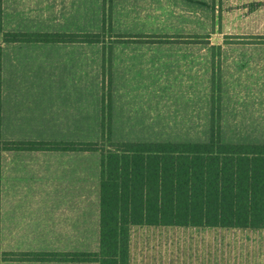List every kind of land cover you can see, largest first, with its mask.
Returning <instances> with one entry per match:
<instances>
[{"label": "rangeland", "instance_id": "obj_1", "mask_svg": "<svg viewBox=\"0 0 264 264\" xmlns=\"http://www.w3.org/2000/svg\"><path fill=\"white\" fill-rule=\"evenodd\" d=\"M111 2L104 88L114 140L206 142L213 129L225 142H264V0ZM2 11L4 31H100L101 0H2ZM0 44L3 139L99 140L101 44L4 43L1 33ZM96 162L3 154L1 248L88 239L93 248L95 233L51 232L16 216L29 196L73 177L93 181Z\"/></svg>", "mask_w": 264, "mask_h": 264}, {"label": "trees", "instance_id": "obj_2", "mask_svg": "<svg viewBox=\"0 0 264 264\" xmlns=\"http://www.w3.org/2000/svg\"><path fill=\"white\" fill-rule=\"evenodd\" d=\"M2 14L0 0L4 43L101 44L103 86L98 141L8 140L1 137L0 129V185L5 153L95 157L93 181L73 177L62 182L63 190L29 196L23 202L25 212L16 216L17 224L51 232L95 233L93 248L90 239L71 249L0 246V264H185L188 261L180 262L179 252L171 260L169 250L159 251L155 260L137 262L134 245L138 241L168 247L197 235L199 240L210 236L217 242L212 251L220 254L235 240V233L264 231V142H225L213 129L206 142L112 138L110 97L104 88L110 46L116 42L111 0H101L100 31L95 33L4 31ZM1 51L0 44V97ZM1 201L0 186V224ZM199 252L194 250L192 256ZM198 261L192 258L190 264Z\"/></svg>", "mask_w": 264, "mask_h": 264}, {"label": "crops", "instance_id": "obj_3", "mask_svg": "<svg viewBox=\"0 0 264 264\" xmlns=\"http://www.w3.org/2000/svg\"><path fill=\"white\" fill-rule=\"evenodd\" d=\"M146 232H149V230H146ZM228 237L230 238L229 234ZM233 238L235 240L228 242L227 250L220 254L212 251V247H216L217 242L215 240H211L210 236L207 239L199 240L197 235L193 240L181 241L179 244L176 242L174 246L171 244L168 247L165 243L161 245L154 244V247H150L137 241L134 245L133 255L137 262L148 257L155 260L159 256V251L169 250L171 260L172 257L176 258L179 252L180 262L183 260L188 261H184L185 264H190L192 258L199 260V264H220V261L222 263L225 261L226 264H264V231L238 232L234 234ZM196 249H199L200 252L193 257L192 254Z\"/></svg>", "mask_w": 264, "mask_h": 264}]
</instances>
